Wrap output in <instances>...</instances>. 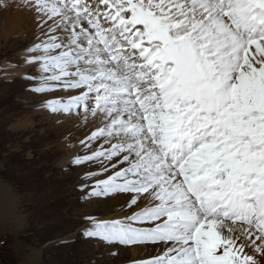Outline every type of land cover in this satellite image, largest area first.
<instances>
[{
  "label": "snow or ice",
  "instance_id": "snow-or-ice-1",
  "mask_svg": "<svg viewBox=\"0 0 264 264\" xmlns=\"http://www.w3.org/2000/svg\"><path fill=\"white\" fill-rule=\"evenodd\" d=\"M25 6L43 37L24 50L29 90L100 119L71 159L97 165L82 199L130 213L84 217L82 234L158 249L131 264H264V0Z\"/></svg>",
  "mask_w": 264,
  "mask_h": 264
},
{
  "label": "rangeland",
  "instance_id": "rangeland-1",
  "mask_svg": "<svg viewBox=\"0 0 264 264\" xmlns=\"http://www.w3.org/2000/svg\"><path fill=\"white\" fill-rule=\"evenodd\" d=\"M17 12L13 0H0V264H131L125 249L132 246L106 244L82 234L88 223L84 217L97 218L102 209L95 198L82 199L80 191L82 184L90 183L82 174L97 165L63 161L69 138L76 142L89 134L58 127L62 118L71 121L73 116L54 115L41 106L44 99L66 93L30 91L34 82L22 77L35 74L33 68L13 78L5 74V64L20 65L19 52L38 37L43 39L36 20L32 28L22 29L27 30L25 41L19 42L15 33L5 36V25ZM80 148V155L88 154Z\"/></svg>",
  "mask_w": 264,
  "mask_h": 264
},
{
  "label": "bare ground",
  "instance_id": "bare-ground-1",
  "mask_svg": "<svg viewBox=\"0 0 264 264\" xmlns=\"http://www.w3.org/2000/svg\"><path fill=\"white\" fill-rule=\"evenodd\" d=\"M13 1L18 7L19 12H17L18 14L16 13L13 14V17L9 20L8 24L5 25L6 29L4 28L3 31H4L5 36H8L12 33H15V35L16 34L20 35L21 38H18L19 42H23V40L25 41L24 33H26L28 29L34 26V23L36 20L35 13L30 8L25 6L26 0H13ZM21 9H25V10L21 11ZM23 28L27 30L24 31L22 30ZM20 45L21 44L19 43L16 46H20ZM22 47H23V44H22ZM25 49L19 52V57L22 60V62L19 63L20 65H8V64L4 65L3 69L5 68V74L8 77L13 78L18 75L25 74L26 73L25 70L29 68H33L35 69V71L37 70V66L35 64L28 65L25 63V60H24V55H25L24 50ZM40 112H43L44 114H46L44 110ZM70 116H73L71 117L72 118L71 121L69 119L62 118L61 120L62 123L58 127L65 128L69 126V127H72V129H76V130L81 129L87 132V134H90V132L94 130L95 126L100 124V119L98 117H93L90 112L88 113L86 118H85L83 111L78 116H75L72 114L71 115L66 114L64 118H69ZM68 142H70V148L68 151V155L64 159L63 163H65L68 160H70L71 162V159L74 157V155L79 154L81 151L80 143H79L80 141L74 142V140L69 138ZM96 201L101 202V207H102L100 216L97 217L98 219H101V220L119 219V218H122L125 214H130L128 213L127 209L123 207V205L125 204V198L123 196L119 198L109 197V198H104V199H96ZM125 250L127 251V253H129L131 261L138 257L146 258L148 255L155 254L158 251L156 246H152V245H149L147 247L143 245H135Z\"/></svg>",
  "mask_w": 264,
  "mask_h": 264
}]
</instances>
